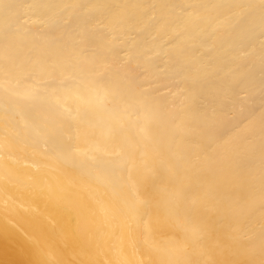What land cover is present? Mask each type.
Returning a JSON list of instances; mask_svg holds the SVG:
<instances>
[{
    "label": "bare ground",
    "instance_id": "1",
    "mask_svg": "<svg viewBox=\"0 0 264 264\" xmlns=\"http://www.w3.org/2000/svg\"><path fill=\"white\" fill-rule=\"evenodd\" d=\"M0 264H264V0H0Z\"/></svg>",
    "mask_w": 264,
    "mask_h": 264
}]
</instances>
